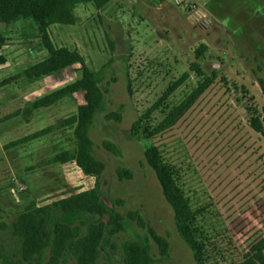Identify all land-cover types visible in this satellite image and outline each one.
<instances>
[{"label": "rangeland", "instance_id": "1", "mask_svg": "<svg viewBox=\"0 0 264 264\" xmlns=\"http://www.w3.org/2000/svg\"><path fill=\"white\" fill-rule=\"evenodd\" d=\"M76 14L78 24H57L50 35L56 46L79 51L103 77L105 109L90 136L95 156L106 165L100 177L104 199L128 220L130 212L139 213L146 224L129 220L128 229L111 239L106 250L112 264H123L122 244L148 227L172 245L162 264H196L147 165L151 146L175 166L212 264L242 261L264 237V134L252 127L249 114V107L264 109V0H115L101 11L80 4ZM0 34L8 40L0 83L15 78L0 87V244L10 247L12 224L28 205L90 189L97 178L75 163H52L58 153L76 149L74 129L60 123L77 114L83 93L50 107L32 106L81 78V65L31 78L28 71L49 55L36 25L0 23ZM202 45L207 47L197 58ZM208 78L213 82L175 125L153 138L132 136L134 122L148 111L147 121L157 126ZM111 113L122 119H108ZM50 127L40 138L11 146ZM106 141L120 154L108 150ZM121 169L133 177H121Z\"/></svg>", "mask_w": 264, "mask_h": 264}, {"label": "trees", "instance_id": "2", "mask_svg": "<svg viewBox=\"0 0 264 264\" xmlns=\"http://www.w3.org/2000/svg\"><path fill=\"white\" fill-rule=\"evenodd\" d=\"M113 1L115 0H0V23L12 25L25 21L30 26L35 24L42 44L48 50V57L28 71L31 78L38 79L52 70L61 71L81 65V78L36 100L32 106L35 109L50 107L69 95L83 93L84 103L79 105L77 114L60 123L61 127L74 129L76 149L58 153L52 163H75L86 175L97 178L94 187L90 189L44 205H37L35 202L28 205L12 224L15 246L0 244V264H102L104 253L108 254L104 264H112L111 256L106 250L112 245L111 239L128 229L131 225L129 220L136 221L142 228L146 227L139 213L130 212L128 220L121 211L110 207L104 199L100 177L106 165L95 156L94 142L90 136L96 115L105 109V92L101 87L102 74L92 70L79 51L56 46L50 35L53 25L79 23L76 10L80 4L93 3L101 11ZM7 41V38L0 34V65L8 62L4 53ZM111 45L113 47L114 43ZM206 47L201 46L196 53L197 58H201ZM193 67L198 69L199 64L196 63ZM14 79L1 82L0 87L9 85ZM213 80L214 78L206 79L188 102L173 108L157 126H152L147 121L153 110L148 111L134 122L132 136L153 138L171 128ZM262 84L264 88V82ZM176 86L177 84L172 86L165 97H168ZM249 114L252 127L264 134V109L260 113L257 108L249 107ZM107 118L121 120L122 116L119 113H111ZM52 130L53 127L42 130L33 136L13 142L11 146L40 138ZM105 147L115 154H120L115 144L110 141L105 142ZM145 158L173 210L177 231L193 252L196 264H212L208 256V244L200 237L198 214L179 182L175 166L164 159L161 149L157 146L149 147ZM119 174L121 177H133L132 171L127 169L119 170ZM146 229L145 233L137 231L133 239L122 244L123 264H162L163 260L170 258V241L154 228ZM232 264H264V237L251 247L242 261Z\"/></svg>", "mask_w": 264, "mask_h": 264}, {"label": "crops", "instance_id": "3", "mask_svg": "<svg viewBox=\"0 0 264 264\" xmlns=\"http://www.w3.org/2000/svg\"><path fill=\"white\" fill-rule=\"evenodd\" d=\"M57 25V24H56ZM55 25H53V26H51V29H52V27H54ZM59 47H62V46H59ZM5 65H7V63L6 64H3V65H0V69H1V67H3V66H5Z\"/></svg>", "mask_w": 264, "mask_h": 264}]
</instances>
